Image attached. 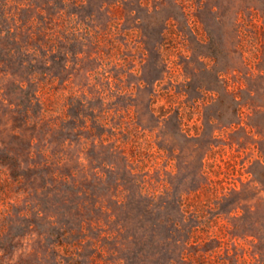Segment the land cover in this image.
I'll return each mask as SVG.
<instances>
[{"label":"rangeland","instance_id":"1","mask_svg":"<svg viewBox=\"0 0 264 264\" xmlns=\"http://www.w3.org/2000/svg\"><path fill=\"white\" fill-rule=\"evenodd\" d=\"M0 264H264V0H0Z\"/></svg>","mask_w":264,"mask_h":264}]
</instances>
